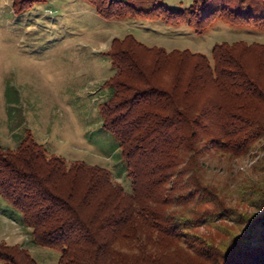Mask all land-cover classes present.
Returning <instances> with one entry per match:
<instances>
[{
	"label": "trees",
	"instance_id": "obj_1",
	"mask_svg": "<svg viewBox=\"0 0 264 264\" xmlns=\"http://www.w3.org/2000/svg\"><path fill=\"white\" fill-rule=\"evenodd\" d=\"M31 1L39 0H13L14 8ZM89 1L106 19L183 17L202 33L219 17L264 29V0H194L184 9ZM107 55L115 72L103 127L120 144L132 192L108 169L67 163L28 134L14 149L0 147V194L32 241L59 248L58 264H264V43H219L209 59L129 34ZM235 195L248 208L239 210ZM204 225L209 234L195 232ZM0 261L39 264L5 242Z\"/></svg>",
	"mask_w": 264,
	"mask_h": 264
},
{
	"label": "rangeland",
	"instance_id": "obj_2",
	"mask_svg": "<svg viewBox=\"0 0 264 264\" xmlns=\"http://www.w3.org/2000/svg\"><path fill=\"white\" fill-rule=\"evenodd\" d=\"M163 2L184 9L194 0ZM24 7L0 0V147L14 149L28 134L67 163L108 169L128 193L132 178L120 144L103 127L102 106L111 96L108 81L115 72L107 55L112 40L131 34L149 47L188 49L209 59L219 43H264V29L219 17L199 33L183 17L170 24L150 14L106 19L89 0H39ZM249 166L246 160L237 168ZM237 198L239 210L248 208ZM21 220L22 213L0 194V242L22 245L39 264H58L59 248L35 244ZM209 230L204 225L195 232Z\"/></svg>",
	"mask_w": 264,
	"mask_h": 264
}]
</instances>
